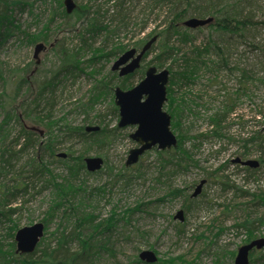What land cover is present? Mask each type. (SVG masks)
Wrapping results in <instances>:
<instances>
[{
	"label": "rangeland",
	"instance_id": "1",
	"mask_svg": "<svg viewBox=\"0 0 264 264\" xmlns=\"http://www.w3.org/2000/svg\"><path fill=\"white\" fill-rule=\"evenodd\" d=\"M16 1L19 6L15 8L13 18L20 30L11 31L6 41H0V63L3 65L0 64V127L5 122L9 108L16 111L20 118H24L20 103L34 99L40 92L42 83L48 81V78L53 80L56 75L53 72L62 65L64 57L60 52L61 47L59 50L57 47L62 40H66L65 47L68 49L84 46L82 38L88 39L87 45L95 50H110L119 44L138 49L135 44L146 43L152 36H156L157 44L144 57L141 69L145 71L152 66L158 69L156 62L151 66L148 64L160 52L157 46L161 42L159 35L164 28L161 25L172 19L170 7L159 8L150 4L151 7L148 8L147 0H75L77 5L88 4L94 10L99 9L97 11L102 25H108L116 32L114 35L102 33L89 38L90 34H84L85 24L76 25V17L70 25H64L63 7L59 6V0H13L14 3ZM24 4H28L27 7ZM117 4L121 6L117 7ZM120 9L128 17L125 23H121L119 17L116 18L117 10ZM245 15L258 25L242 29V36H232L210 28L192 31V46L176 43L180 47L177 55L179 61L174 64L173 61H168L163 68L181 71L185 60L182 57L188 53L190 65L195 69L191 81L186 80L175 87L176 95L179 99L183 98L184 102L178 101L183 104L180 113L181 127L176 131L172 126V131L175 136L181 132L187 137L184 147L193 157L191 161L183 163L181 168L166 164L165 157H160L154 151L147 152L134 166H126L130 152L137 147L129 138L137 127H118L120 117L118 110L115 111L117 106L114 105L113 92L111 95L101 96L98 102L92 103L90 100L92 92L96 94L95 99L99 98V90L105 87L101 82L109 84L115 78L111 68L116 59L106 61L96 57L93 60L95 57L92 52L79 50L84 57L82 62L85 63L81 65L84 72H76L66 78L62 76L53 82V85L58 82L55 84L54 95L55 118H65L68 125L74 127L82 126L87 120L93 125L88 123L86 127L119 128L116 135H113L110 146L99 148L92 143L88 147L89 153H84L87 147L79 139L56 147L57 156L62 153L68 156L72 151L75 157L85 155L83 159L103 158L111 167V172H108L104 164L102 172L99 171L101 173L85 176L82 181L85 186L76 194L80 197L75 203L79 202L81 206L72 205L69 198L64 211L78 208V216L93 213L99 217L97 222H100L109 218L115 210L118 221L114 229L102 238L106 240L110 237L109 245L114 249L116 258L102 255L100 264H138L136 259L140 253L149 250L156 253L157 259L165 261L183 258L182 262L187 264H215L219 258V264H234L239 248L247 245V233L235 226L247 218L251 221L264 219V205L258 200V196L264 195V139L260 143H248L247 148L244 144L246 139L264 129V0H253L252 7L243 16ZM47 25L49 42L31 44L23 34L25 32L38 36ZM209 42L212 43V48L209 59L206 60L207 65L195 63L192 55L195 46L206 47ZM39 44H43L45 48L35 58L34 52ZM218 49L225 60L215 56ZM242 71L246 73L245 78L241 76ZM21 77H27L29 83L20 91V99L15 101L13 96ZM140 80L139 74L130 81L135 85ZM231 103L235 107L224 121L220 132L223 134L222 138L214 134L203 138L202 135L208 134L212 129L210 117L224 113L226 106L230 107ZM166 105L167 102L164 110L168 111ZM99 114L102 118L97 119ZM23 120L27 129L43 134L42 141L45 145L48 130L38 122L25 118ZM2 132V136L6 133L13 138L20 132L19 125L12 120L10 126H5ZM261 137L264 138V133ZM199 139L201 140L198 141ZM179 140L180 137L178 142ZM45 153L41 154V160L50 164L49 168L60 182L62 176H66L64 165L54 161L57 157L50 159L51 155ZM32 155L31 151H27L16 156L12 166L5 168L7 174L0 175V186L8 185L11 189L19 186L24 190L11 206L21 208L13 219L18 229L42 223L54 200V185L49 182L51 177L32 175ZM174 158L176 162V156ZM237 159L242 162L258 161L259 167H243L236 163ZM124 166L128 169L127 172L123 170ZM204 180L206 184L202 187L201 194L193 197L195 189ZM174 190L178 192L171 194ZM136 207L139 209L134 210ZM125 209L133 210L125 215ZM181 210L184 218L180 222L175 216ZM62 217L61 211L54 214L48 226V235L43 237L46 238V243L53 238L51 235L61 223L69 231L76 227L73 226L74 220L68 221ZM11 226L9 223L0 224V241L3 239L2 243L8 250L14 243L8 236V228ZM255 229L256 236L264 238V226L257 222ZM51 244L55 247L56 242ZM229 252H234L235 256L231 258L226 255ZM260 252H254L257 259L260 258ZM258 264H264V260Z\"/></svg>",
	"mask_w": 264,
	"mask_h": 264
},
{
	"label": "trees",
	"instance_id": "2",
	"mask_svg": "<svg viewBox=\"0 0 264 264\" xmlns=\"http://www.w3.org/2000/svg\"><path fill=\"white\" fill-rule=\"evenodd\" d=\"M63 2V0H59L58 4L59 6L63 7L62 16L64 18L65 26L70 25L76 17L78 20L76 25L78 23L82 25L85 24L84 34H90V36H88L89 38H94L95 35H101L102 33L107 34V36L114 35L116 33L112 27H109L108 25H102L101 20H99V11H97L99 9L94 10V8L88 4L77 5V10L73 12L72 15H68L65 7L63 6ZM146 4L148 5V8L151 7V5L159 8L161 6H166V9L167 7L171 8L169 14L172 16V19L161 25L164 28L161 30L159 35V37H161V42L158 43L157 46L160 52L152 60V62L148 64L151 66L156 62L158 69H163L168 61H173V64L179 61L177 55L180 51V47L176 46V43L181 46H192V33L196 30L202 31V29L210 28L216 32L218 31L232 36H242V29L245 30L250 28L252 25H258L256 22L248 20L246 15L243 16L246 11L252 7L253 0H147ZM27 5L28 4H24L23 6L27 7ZM17 6H19L17 5V1L14 3L13 0H0V41H6V38L11 35V31L13 32L20 30V27L15 25L16 21L13 18V13ZM116 6L119 7L121 5L117 4ZM118 17L120 18L121 23H125V21H127L126 19L128 18L125 16V13L122 9L117 10L116 18ZM194 18L201 20L212 18L213 22L206 25L205 27L196 28L195 30L183 25L185 21ZM48 29V25L45 26L43 31L38 36H33L30 33L28 34L25 32H23V34L31 44L40 43V41L49 42ZM82 40L83 44H85L84 46L79 47L80 49H76L75 47L71 49L66 48V40H62V42L57 45L58 50L61 47L60 52L64 54V57L61 62L62 65L57 68L55 72H53L56 74L53 80L48 78V81H44L42 83L40 87L41 90L37 93V95H35L34 99L31 101L24 100L19 105L20 109H22L21 112L23 117L26 120L38 122L39 125H43V127L48 130L46 134V137H48L46 144L43 145L44 142L42 141L41 133L38 134L36 131L27 129L28 127L24 124V118H20L18 113L13 109L9 108L6 119L4 120L5 122L0 127V175L7 171L5 169L6 167L12 166L16 156H20L25 154L27 151H31L34 154L31 157V160H33L31 171L32 175L39 177H46V175H49L51 177L49 182L54 185L55 192L53 195L54 200L51 208L48 211L47 218H45V220L42 222L45 225V236L48 235L49 223L57 211L58 213L59 211L63 213L62 218H67L68 221L74 220L73 226L76 227H72L73 229L71 228V231H69L68 227H66L64 223H61L57 228L58 230L51 235V237H53L52 239H54L56 242L55 247H53L51 244V242H54L52 239H49L48 243H46V238H43L34 254L22 256L16 252V242H14V238L15 233L18 230V226L13 220L18 212L21 211V208H11V206L14 201H17V196L22 194L24 190L19 186H13V189H11L8 185H2L0 186V224H12V226L8 228V232H10V235L8 236L14 243L8 250L2 243L3 239L0 241V264H100L99 260L102 255L104 256L107 254L113 259L116 258L114 249H112V247L109 245L110 237L109 239L106 238V240L102 238L105 237L104 235L106 233L114 229V226L118 221V215L116 214L115 210L110 214L109 218L103 219L100 222H97L99 217L94 216L93 213H84L78 216L80 214L78 208L73 211L69 210L64 212L66 209L65 204L69 201V198L72 205L81 206V203H75L80 197H77L76 194L82 191V187L85 186V184L82 182L85 176H90L93 173L87 171L86 164L83 159L85 155L81 154L78 157H75L73 152L70 151L67 159H63L58 157L59 155L57 156L56 147L61 144H66L67 142L71 143L73 139H79L87 147L84 153H89L88 147H91L92 143L97 145L99 148L106 145L110 146L114 139L113 135H116L115 133L119 131V128L109 129V127L100 126L102 129L99 132L87 133L86 126L88 123L93 125L92 122H88L86 120L83 122L82 126L74 127L72 125H68L69 122L65 118H55V116H53L55 102L54 95L56 88L55 84L58 82H56L54 85L53 82L57 81L62 76H65L66 78L73 76L76 72H84V70L81 68V65H84L85 63L82 62V58L84 57L80 55L79 50L85 49L89 52H92V55L95 57L93 60H95L97 57L98 59H104L107 61L111 58L117 59L120 55L124 54L126 51H129L131 46L119 44L118 46L115 45L110 50H106L104 48L95 50L87 45L88 39L82 38ZM144 43L145 42H141L140 44H135L134 46L140 49V47H143ZM156 44L157 42L154 45ZM154 45L152 47H154ZM211 45L212 43L209 42L206 47L195 46L194 51H192V55H194L195 58V63L199 62L204 66L207 65L206 60L207 58L209 59L208 56L211 53ZM220 52L221 50L218 49L217 53H215V56L217 59L219 58L220 60H223L224 56H222ZM187 55L188 53H185V55L182 57V59L185 60L181 71H174L169 68L167 69L171 74L169 80L170 84L167 87L168 100L166 107L168 110L167 112L172 116L173 130L176 131L181 127L180 113H182L181 108L183 107V104L181 105L178 103V101H184L183 98L179 99V97L176 95L177 92H175V87L186 80L191 81V78L195 73V71H193L195 69L190 65L191 60ZM0 64L2 65V63ZM145 72L146 71L141 69L136 73L130 74L129 76L123 78L118 77L117 75L115 76V73H113V75L111 74L115 78H112L109 84L101 82L105 87L99 90L98 93L100 95L97 99H95L96 94L92 92L93 97L90 99L91 102H98L101 96H106L107 94L111 95L110 93L113 92V88H115V86H120L124 90L131 89V87L135 86L136 84L133 85L130 80L139 74L141 75V79H143ZM241 76L245 78L246 73L242 71ZM114 81H116L117 84H113ZM28 83L29 81L27 77L20 78L18 85L16 86L17 90L13 96V100L15 99V101H17L20 99V91L27 87ZM231 106V108L226 106L227 108L223 111L224 113H218L213 117H210L212 129L208 134L206 133L205 135H202L203 138L209 137L210 134H214L216 137L222 138L223 134L220 132L223 129V124H225L224 121L226 120L228 114L232 113L231 110L233 107H235V104L231 103ZM117 110L118 109L115 108V111ZM13 112L16 114H12ZM84 113L88 115L86 111H84ZM96 117L97 119L102 118L100 114ZM10 120H13L19 125L20 132L13 138L6 133H4V136H2V131H4L5 126H10ZM263 133L264 129L262 131L256 132L255 136L246 139L244 142L245 147H248V143H260L264 139L261 137V134ZM177 136L180 137L181 140H179L178 148L176 150H167L166 152H161L156 149L154 152L160 157H165L166 164H171L173 167L174 165H177L181 168L183 163L189 160L191 161L193 157L191 153L188 152L184 147L187 137L181 132H179ZM200 140L201 139L198 141ZM70 148L72 149L71 146ZM34 150L36 152H34ZM44 152H46V155H51L50 159L57 157L54 161L64 165L66 176H62L60 182L57 180L59 179L58 176L56 177L55 174H53V171L49 168L50 164L48 165L47 163H44L43 160H41V158H43L41 157V154ZM174 156L177 158L176 162H174ZM104 168H106V171L111 172V167L108 166L107 160H105ZM123 170L125 172L128 171L126 166L123 167ZM101 172H98V174ZM174 192L178 191H171V194ZM258 200L264 205V195L258 196ZM136 209L139 208H134V210ZM132 210L133 209H125L124 214L128 215ZM257 222L264 226V219L259 221H251L248 218L243 223L235 226V228L243 229L245 230V233H247L246 243L262 238L261 236L259 238L256 236L257 229H255V227ZM260 254L261 255L259 259L256 258V254H251L252 256L250 264H258L261 260H264V252H260ZM226 255L231 256V258L235 256L234 252H229ZM182 259L183 258H172L169 261L159 259V262L156 264H187L184 261L182 262ZM136 260L138 261V264H142L139 258ZM219 261L220 260L218 258L215 264H219Z\"/></svg>",
	"mask_w": 264,
	"mask_h": 264
},
{
	"label": "water",
	"instance_id": "3",
	"mask_svg": "<svg viewBox=\"0 0 264 264\" xmlns=\"http://www.w3.org/2000/svg\"><path fill=\"white\" fill-rule=\"evenodd\" d=\"M64 6L67 8L68 14H72L76 10L75 0H65ZM213 22L212 18L201 20L198 18L187 20L183 25L195 30L196 28L205 27ZM158 37L154 36L148 42L142 51L138 54L137 49H130L116 60L112 66V71H120V76H128L140 69L144 56L151 51V47L156 43ZM45 48L40 44L35 49V58L40 55V52ZM170 71L163 69L158 70L152 66L146 70L145 77L141 83L132 87L130 90H123L120 86L114 90V104L119 109L120 120L118 127L128 128L137 127L135 132L130 135L132 141L137 144L130 152L126 166L132 167L137 164L145 153L158 149L161 152L177 149L178 138L172 131V117L165 109V104L168 100L167 87L170 83ZM101 127H87V132H98ZM34 129H32L33 131ZM43 135V134H41ZM59 157L66 158V154H59ZM88 172H99L104 166L105 161L99 157H89L84 159ZM236 163L242 166H249L252 169L259 167L258 161L248 160L242 162L240 159ZM206 181H202L196 188L193 197H197L202 192V187ZM184 213L179 211L176 219L183 221ZM45 225L43 223L26 226L19 229L15 235L16 252L21 255L34 254L41 239L45 235ZM254 249L258 251L264 250V238H259L239 248L237 258L234 264H249L250 252ZM139 259L147 264H155L158 262L154 251H142Z\"/></svg>",
	"mask_w": 264,
	"mask_h": 264
}]
</instances>
